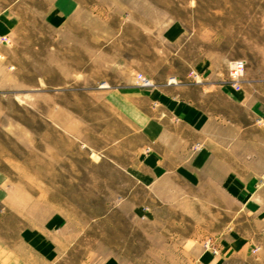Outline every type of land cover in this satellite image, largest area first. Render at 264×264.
Segmentation results:
<instances>
[{"label": "rangeland", "instance_id": "rangeland-1", "mask_svg": "<svg viewBox=\"0 0 264 264\" xmlns=\"http://www.w3.org/2000/svg\"><path fill=\"white\" fill-rule=\"evenodd\" d=\"M50 2L0 0V10L17 14L0 43V244L20 252L26 227L62 211L80 238L57 264L109 256L119 264H207L222 233L241 221L254 227L252 218L215 188L183 183L191 200L169 206L176 193L158 191L165 183L146 188L126 169L148 145L143 111H159L143 91L169 80L179 97L225 112L233 154L264 138L254 116L264 106V0H87L60 27L47 21ZM173 23L185 31L168 40L163 31ZM235 59L247 65L240 89L224 82L229 98L198 65L209 61L226 80ZM137 73L154 85L141 86ZM127 90L135 93V127Z\"/></svg>", "mask_w": 264, "mask_h": 264}, {"label": "crops", "instance_id": "crops-1", "mask_svg": "<svg viewBox=\"0 0 264 264\" xmlns=\"http://www.w3.org/2000/svg\"><path fill=\"white\" fill-rule=\"evenodd\" d=\"M84 2L86 4L87 0H51L46 11L47 21L51 26H62ZM16 25L17 14L13 7L0 10V43L14 33ZM184 31L182 24L173 23L163 33L168 40H175ZM198 69L204 78L211 76V83L219 84L222 94L231 98L224 83L228 79L215 77L209 61L199 64ZM171 84L169 80L165 88L143 91L159 111L156 114L143 111L139 130L145 134L148 145L127 165L126 172L149 189H158L159 184L165 183L158 191L176 193V200L167 201L169 206L180 207L191 200L180 183L190 189L222 193L239 206L241 213L252 218L254 227H245L243 223L247 222L241 221L239 227L235 225L225 230L220 236L219 253L215 257L205 254L206 263L225 264L241 256L246 264H264V138L255 137L257 146L241 152L238 157L233 154L231 138L226 139L222 133L230 122L225 112H211L179 97ZM123 94L127 117L135 127V93L127 90ZM254 116L264 127V106L258 103ZM132 209L136 214L134 201ZM68 225V216L62 211L33 221L23 230L20 252L0 244V259L5 264H57L80 238L79 233L68 230ZM100 264H119V260L109 256Z\"/></svg>", "mask_w": 264, "mask_h": 264}, {"label": "built area", "instance_id": "built-area-1", "mask_svg": "<svg viewBox=\"0 0 264 264\" xmlns=\"http://www.w3.org/2000/svg\"><path fill=\"white\" fill-rule=\"evenodd\" d=\"M247 62L244 59L231 60L228 63V81L236 88L240 89L244 79ZM137 80L141 86L151 87L154 85L153 81L142 73H137ZM217 252V249L214 248Z\"/></svg>", "mask_w": 264, "mask_h": 264}]
</instances>
